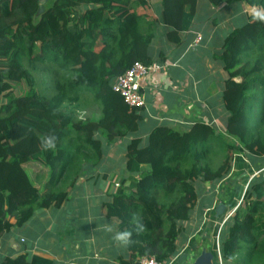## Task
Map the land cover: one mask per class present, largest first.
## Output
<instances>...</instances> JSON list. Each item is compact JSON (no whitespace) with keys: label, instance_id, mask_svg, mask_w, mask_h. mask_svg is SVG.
I'll return each instance as SVG.
<instances>
[{"label":"trees","instance_id":"1","mask_svg":"<svg viewBox=\"0 0 264 264\" xmlns=\"http://www.w3.org/2000/svg\"><path fill=\"white\" fill-rule=\"evenodd\" d=\"M208 1L243 5L242 11L245 4L259 6L264 13V0ZM196 4L163 0L159 22L170 43L181 41ZM144 9L145 0H0V238L35 210L60 206L85 168L103 162V146L128 136L131 188L120 186L103 210L131 233L123 264L151 256L168 263L179 253L182 223L200 205L197 181L205 189L216 186L229 174L234 153L264 162V22L243 12L245 23L224 37L217 57L227 73L224 130L238 144L209 122L190 132L158 125L142 139L143 108L128 106L111 83L134 62L152 63L154 23L146 26ZM80 89L91 91L92 100ZM91 106L97 116L77 115ZM49 136L55 147L46 149ZM241 201L219 229L221 257L224 264H264V170L248 181ZM0 264L51 262L24 251Z\"/></svg>","mask_w":264,"mask_h":264},{"label":"crops","instance_id":"2","mask_svg":"<svg viewBox=\"0 0 264 264\" xmlns=\"http://www.w3.org/2000/svg\"><path fill=\"white\" fill-rule=\"evenodd\" d=\"M145 2L148 9L142 13L146 26L154 23V36L149 45L151 64L166 67L148 74L141 81L145 106L137 136L144 139L158 125L190 132L199 122L216 124L220 120L224 124L227 113L221 103V92L227 73L217 57L222 52L224 37L245 23L243 5L241 9L225 3L213 7L208 0H197L190 27L181 32V41L173 44L167 40L166 28L159 22L163 0ZM197 36L201 39L193 46ZM128 140L127 136L105 142V146L110 147L116 142L114 152L125 159ZM104 151L102 166L110 155ZM243 158L250 165L262 161ZM102 166L84 170V176L80 175L66 191L60 206L35 210L23 226L4 233L0 238V262L27 251L51 264H123L128 250L113 240L115 232L120 231L118 220L107 216L103 207L117 190L114 182L130 190L129 174L126 170H105ZM190 234L177 238L180 253L169 264H192L199 255L179 250Z\"/></svg>","mask_w":264,"mask_h":264},{"label":"rangeland","instance_id":"3","mask_svg":"<svg viewBox=\"0 0 264 264\" xmlns=\"http://www.w3.org/2000/svg\"><path fill=\"white\" fill-rule=\"evenodd\" d=\"M50 76L51 73L48 72L46 75L47 79H49ZM37 77L40 88L43 89L44 86H42L41 83L43 81L42 71L37 72ZM47 86L48 84L46 85V87ZM25 89L26 86L25 84H23L20 86L19 92L22 93ZM52 91L53 88L50 87L48 94H51ZM79 93L81 94V97L82 95L86 94L85 98L83 99H85L87 102H89V100H92L93 94L91 91L80 89ZM82 104L85 105V102H82ZM65 106L69 107L70 105L66 104ZM78 110L79 112L77 113V115L79 117H95L98 115V110L93 106L87 107L83 110ZM215 126L218 130V133H222L224 135V138L229 143L232 142L233 144H238L237 140L230 138L226 134L222 121L220 122V120H217ZM113 144L115 146L116 142L112 143L110 147L103 146L104 149L107 150V154L110 155L107 157V161H105L104 166L100 164L99 167L102 166V168H104L105 170H125V159L123 158L122 154L119 155L118 152H114L116 149ZM110 156L111 159H109ZM243 157V154L241 155L239 153H234L231 164L232 168L229 174L226 175L224 179L217 183V185L213 188L205 189L204 185L199 184V181H197V183L195 184L196 190L199 193L200 205H198L199 207L196 208V211L190 215L188 221L182 223V229L184 230V232H191V234L187 238V241L185 242L186 244L183 247L181 246L179 249H183L185 254L187 251L193 254H200L202 250H206L213 254L214 262H216V251L218 247V233L220 226L222 225L226 217H228L237 208L239 203L242 204L241 199L248 185V181L251 180V178L258 176L259 172L262 171L260 169L257 170V168H261L262 166H264V162H260L255 165L251 164V166ZM85 170L92 169L85 168ZM81 175L84 176V173ZM123 180L124 178H122V182ZM118 181L121 180L118 178ZM210 200L212 201L213 206L209 208H202L203 203L207 201L209 202ZM220 205L221 208L220 212L218 213L217 208ZM200 208L202 209L201 211Z\"/></svg>","mask_w":264,"mask_h":264},{"label":"built area","instance_id":"4","mask_svg":"<svg viewBox=\"0 0 264 264\" xmlns=\"http://www.w3.org/2000/svg\"><path fill=\"white\" fill-rule=\"evenodd\" d=\"M254 10L262 12V8H260L259 6H250V5H246L245 8L243 9V12L252 15V12ZM200 39H201L200 36H197L193 46H196L199 43ZM165 67L166 66L163 64L154 63L151 65H145L139 61L134 62L123 74L115 77V79L111 83V88L114 92L121 95L124 102L128 106L133 108H144L145 100H144V94L142 92V85H141L142 79L148 74L156 73L165 69ZM114 187L118 189L120 187V183L114 182ZM217 245L218 247L216 251L215 264H224V261L220 254L219 244ZM170 262H172V259L168 263H166L164 261H158L154 256H151V257H145L139 259L138 264H169Z\"/></svg>","mask_w":264,"mask_h":264},{"label":"clouds","instance_id":"5","mask_svg":"<svg viewBox=\"0 0 264 264\" xmlns=\"http://www.w3.org/2000/svg\"><path fill=\"white\" fill-rule=\"evenodd\" d=\"M252 17L255 20H259V21L264 22V13H262V12L254 10L252 12ZM43 146L46 149L54 148L55 147V137H53V136L46 137L44 142H43ZM130 237H131L130 232L118 231V232H115V234L113 236V240L121 246H127L130 243Z\"/></svg>","mask_w":264,"mask_h":264},{"label":"water","instance_id":"6","mask_svg":"<svg viewBox=\"0 0 264 264\" xmlns=\"http://www.w3.org/2000/svg\"><path fill=\"white\" fill-rule=\"evenodd\" d=\"M221 205L217 208V212H220ZM192 264H215L214 256L211 252L202 250L200 254L194 259Z\"/></svg>","mask_w":264,"mask_h":264}]
</instances>
